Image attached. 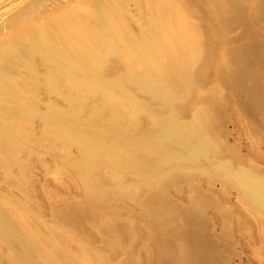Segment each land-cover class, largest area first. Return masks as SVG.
I'll return each mask as SVG.
<instances>
[{"label": "rangeland", "instance_id": "obj_1", "mask_svg": "<svg viewBox=\"0 0 264 264\" xmlns=\"http://www.w3.org/2000/svg\"><path fill=\"white\" fill-rule=\"evenodd\" d=\"M84 2L0 0V53L22 76L0 111L22 108L23 127L0 142V264H264V205L228 175L264 180V0H180L204 53L170 90L120 61L65 71L36 46ZM147 12L125 0L133 37ZM73 81L92 89L79 104Z\"/></svg>", "mask_w": 264, "mask_h": 264}, {"label": "bare ground", "instance_id": "obj_2", "mask_svg": "<svg viewBox=\"0 0 264 264\" xmlns=\"http://www.w3.org/2000/svg\"><path fill=\"white\" fill-rule=\"evenodd\" d=\"M143 3L148 12L137 36L133 37L126 21L125 0H94L74 6L59 26L52 29L40 28L35 44L41 51L52 54L56 59L65 60V71L80 67L75 58L83 61L86 67L97 74H102L112 62L120 61L127 69L125 78L132 77L140 81L151 77L157 86L166 90L176 88L180 80L192 81L197 74L200 56L204 53L203 31L196 18L188 14L180 0H143ZM222 6L228 5L224 3ZM224 7L222 9L225 11L227 7ZM20 60L21 57L16 53L14 58H7L0 53L1 101H7V95L17 87L18 80L22 79L21 74L15 71ZM54 65L56 67L58 63ZM72 83L77 90L73 101L79 104L92 89L74 81ZM21 109L7 108L0 111L1 143L14 144L22 138L23 127L19 121ZM207 120L206 114L199 118L201 128ZM194 135L197 136L198 133ZM198 140L203 152L212 150L213 144L205 141L203 136L199 135ZM84 141L94 152L101 150L106 143L102 141L96 144L93 135ZM200 153L201 151L192 147L190 156L196 158ZM0 160H5L1 151ZM114 162L120 163L115 159ZM228 175L234 182L252 192L264 205L262 178L232 170ZM33 240L43 246L38 236L33 237Z\"/></svg>", "mask_w": 264, "mask_h": 264}]
</instances>
